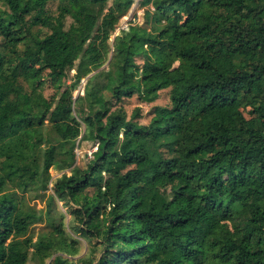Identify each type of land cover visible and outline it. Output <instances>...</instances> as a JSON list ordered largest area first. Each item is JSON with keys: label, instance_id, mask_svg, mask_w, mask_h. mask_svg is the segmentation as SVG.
Masks as SVG:
<instances>
[{"label": "trees", "instance_id": "1", "mask_svg": "<svg viewBox=\"0 0 264 264\" xmlns=\"http://www.w3.org/2000/svg\"><path fill=\"white\" fill-rule=\"evenodd\" d=\"M50 1L0 0V264H264V0H141L112 43L134 0ZM108 61L84 96L109 97L78 120L76 88ZM163 90L147 125L127 115ZM49 190L44 218L27 197Z\"/></svg>", "mask_w": 264, "mask_h": 264}, {"label": "rangeland", "instance_id": "2", "mask_svg": "<svg viewBox=\"0 0 264 264\" xmlns=\"http://www.w3.org/2000/svg\"><path fill=\"white\" fill-rule=\"evenodd\" d=\"M141 0H134V3L129 10L128 14L123 17L116 30L114 31L113 35L110 38V43L113 42L114 38L120 34L121 30H127L128 26L130 24H142L143 23V12L145 8L140 7L139 3ZM0 7L4 10H7L6 6L3 3H0ZM56 7H57V1L56 0H51L48 3V11L52 14H56ZM71 23V19L67 18L66 19V25L65 28L67 29L68 26ZM49 31L41 28L39 26L31 29V34L36 35V36H43L48 34ZM3 44V39L0 36V47ZM112 53L110 54L111 58ZM109 63L110 61L106 62L103 66H101L99 69H94L91 74L85 78L84 80L81 81L80 85L76 88V91L74 92L73 96V105H74V112L73 115L78 118V120L81 119L82 116L85 115L87 112L89 105L91 104L93 109H99L100 108V98L102 97H109V92L104 91L101 92L100 94L94 95V96H84V93L86 91V86H87V81L91 82L92 85H103L105 84L106 80L103 76L100 75L101 72H107L109 70ZM73 72H71L68 76V79L66 80L67 83H69V79L71 78ZM109 86H112V83L109 82ZM54 90L50 86H46L43 94L46 98H50L51 95L53 94ZM126 113L128 116L131 115L132 111L136 108H140V118L138 119V122L143 125H147L150 121L151 115H152V110L155 106H169V91L168 90H163L159 94V98L151 103V104H146V103H141L138 101L137 97L134 96L131 99H126L122 103ZM82 130H84V125L82 124ZM78 143H79V148L76 151L77 154V166L79 167H84L87 162L91 159L90 155L94 151L93 147V142L91 141H82L80 140V137L78 138ZM67 173V172H65ZM51 174V181L54 182L57 178L61 176V172L57 171L55 168H52L50 170ZM51 187V186H50ZM53 195L52 190H49L45 195H40L38 197H34L33 195L30 196L28 195V202L30 206H33L36 210L42 212V215L45 218V211H46V204H47V197ZM50 215L52 216L54 222L58 221V218L60 215H64V225L66 232L70 235L73 236V234L70 232L68 228V223L70 221L69 215L66 213V209L63 208L62 203L58 202L55 200V203L52 205L51 208V213ZM45 225V221H42L41 224L34 225L31 229V232L36 233L38 232L42 226ZM74 237V236H73ZM77 240L79 241V253L72 259L77 260L78 258L83 257L84 255H89L90 252L88 250V244L87 242L80 237H76ZM52 259L53 257L47 259L43 264H52ZM28 264H41L32 258L28 261Z\"/></svg>", "mask_w": 264, "mask_h": 264}, {"label": "built area", "instance_id": "3", "mask_svg": "<svg viewBox=\"0 0 264 264\" xmlns=\"http://www.w3.org/2000/svg\"><path fill=\"white\" fill-rule=\"evenodd\" d=\"M96 150V148L94 149V151Z\"/></svg>", "mask_w": 264, "mask_h": 264}]
</instances>
